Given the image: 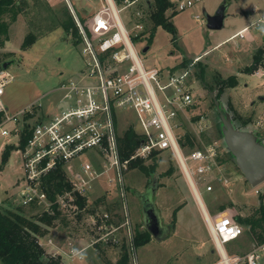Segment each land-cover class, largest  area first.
<instances>
[{"label":"rangeland","instance_id":"rangeland-1","mask_svg":"<svg viewBox=\"0 0 264 264\" xmlns=\"http://www.w3.org/2000/svg\"><path fill=\"white\" fill-rule=\"evenodd\" d=\"M43 1L48 3L50 10H42L40 15L35 14L33 1L29 0L32 8L30 5L27 6L10 24L6 46L1 49L4 53L3 60L10 61L4 69L13 76L11 82L4 87L1 97L8 113L20 112L24 106L34 102H41L47 106L52 102V98L56 101L58 92L53 90L61 79L72 75L83 64L81 46L74 44L71 35L66 34L59 25V21L62 22L66 14H69L75 23L67 1ZM71 1L81 23H85L89 18V7L82 0ZM222 1L230 2L225 25L220 30H210L206 27L203 9L211 14ZM261 1L201 0L180 12L171 8L167 10L166 15L169 16L172 11L176 12L171 22L176 29L177 42L172 43L170 33L157 27L148 51L141 52L147 36H140L142 39L137 44L140 54L149 66L162 67L174 63L179 65L183 59L188 61L189 66L194 63L191 71L195 78L194 92L197 103L195 108L199 115L189 113L188 119L183 120V131L185 135L194 137L195 147L182 146V149L186 156L196 148L207 151L211 147L214 152V173L195 179L201 198L211 216L222 212H228L234 217L249 215L260 204L259 197L264 201V182L252 187L243 179L233 155L226 147L220 117L221 113L227 115L234 127L251 130L256 139L264 144V101L260 96L264 97V85L253 76L254 70L252 73L244 72V69L251 65L256 49L264 47V31L257 27L247 30L246 35L255 34L248 45H245L246 40L238 39V34L233 35L246 24L252 21L256 23L259 18H256V12L246 19L242 9H251L257 4L260 6ZM195 14L201 15L203 22L201 18L196 19ZM260 17H264V14ZM146 27H151L148 15L145 20ZM30 32L36 33L37 38L31 45L22 49L24 37ZM231 35L233 37L229 42L213 48L215 44ZM235 41L238 44H235ZM197 57L199 60H196ZM200 68L203 69L204 80L202 77L199 78ZM230 75L236 76V85L224 88L223 92L217 95L215 86L217 78H227ZM32 118L34 116L30 119ZM243 121L246 123L242 124ZM130 125L139 130L133 113L120 112L118 119L120 135ZM16 141V138L11 137L7 140L0 138V205L5 203L12 206L21 205V210L30 215L40 212L44 207L35 203L28 206L20 204L18 194L23 184L24 171L21 161L18 160V153L12 150L5 161L2 159L5 146L15 145ZM81 156L80 159L84 161L91 159L94 154ZM151 162L152 158L145 161L146 164ZM156 162L157 166L149 176L137 168H128L123 174V196L119 198L124 200L127 215L121 211L120 225H124L123 222L128 220L131 232L136 226L144 229L136 193L145 191L149 185H155L158 191L154 193V201L163 222L170 226L169 235L165 239L158 241L149 237L148 242L136 247L133 245L131 247L133 261L136 264L213 263L216 259L213 240L177 159L172 152L164 150L156 154ZM169 168L171 171L168 173ZM111 176L115 175L112 173ZM238 177L239 180H236ZM104 181L88 195L87 199L90 202L94 203L103 194L112 196L109 184ZM206 184L212 185L211 191L205 190ZM114 189L118 190L119 186ZM255 189H258L257 192ZM66 216L69 220L66 224L64 223L66 220L55 222L56 227H52L50 233L47 232L39 238L38 243L45 249V254L55 258L59 256L62 264H114L117 261L120 250L110 242L104 241L105 238L98 239L99 232L98 237L94 238L95 233L89 232L87 220L77 222L74 215ZM122 227L125 228V225L120 226L114 234L116 238ZM126 232L125 228L121 239L124 236L127 240ZM68 235L72 236L71 239L77 247L87 246L82 252L81 259H69L64 254H58L55 245L64 246ZM257 244L243 226V234L236 241L226 243L225 248L231 254L243 253ZM260 264H264L263 261Z\"/></svg>","mask_w":264,"mask_h":264},{"label":"built area","instance_id":"built-area-1","mask_svg":"<svg viewBox=\"0 0 264 264\" xmlns=\"http://www.w3.org/2000/svg\"><path fill=\"white\" fill-rule=\"evenodd\" d=\"M66 1L77 27L83 64L73 75L61 79L55 88L58 95L52 109L42 113L43 104L34 102L20 112L8 113L1 97L13 76L6 69H0V138L17 140L15 150L24 171L18 194L20 204L35 203L48 210L52 203H56L62 209H75L77 197L87 198L102 180L109 184L111 192L121 197L123 174L128 169L129 160L149 159L154 150L173 153L198 198L195 179L214 173L215 166L211 147L207 151L193 149L186 156L180 144V138L185 137L183 120L188 119L189 113L199 115L195 108V78L191 71L194 63L173 70L147 65L134 38L143 35L146 29L149 0H82L90 9L85 23H81L72 1ZM200 1L171 0L173 10L179 12ZM200 16L195 14L194 17L203 22ZM261 25L264 26V17L244 30ZM234 35L243 37L241 33ZM253 76L264 85V61L254 70ZM120 112L134 114L137 131L142 136L140 145L129 159L124 160L118 146ZM28 114L35 118H26ZM25 128L30 134L26 145L20 148L19 138ZM89 153L94 154L91 159H80L81 155ZM58 166L63 168L71 188L57 194L51 201L41 188V178ZM112 173L115 176H111ZM117 185L118 190L114 189ZM204 187L208 192L213 188L211 184ZM122 205L121 211L127 215L124 200ZM101 216L105 222L97 225L98 239L117 242L114 234L125 225L131 244L133 232L128 220L123 222L124 225L114 226L106 223L110 219L109 213L104 212ZM205 217L218 253L214 264L261 263L264 244L254 245L242 254L226 251L225 244L243 234V225L232 214L222 212ZM74 243L67 239L64 246L55 245L58 254L81 259L87 246L77 247ZM133 262L131 252V264H136Z\"/></svg>","mask_w":264,"mask_h":264},{"label":"trees","instance_id":"trees-1","mask_svg":"<svg viewBox=\"0 0 264 264\" xmlns=\"http://www.w3.org/2000/svg\"><path fill=\"white\" fill-rule=\"evenodd\" d=\"M32 1L35 14L39 13L40 15L42 10H50L48 3L45 1ZM116 1L119 2L120 0ZM149 1L147 11L151 27H146L143 35H141L147 36L146 44H151L157 27H161L168 31L171 35V42L176 43V29L171 22V18L176 14V12L172 11L169 16L166 15L167 10L173 8L171 0ZM29 5V0H0V69L2 68V63L4 62V53L1 52V49L8 40L9 26ZM59 25L63 28L66 34L71 35L74 44H78L77 27L70 18L69 14L65 15V19L62 22L59 21ZM36 38V33H28L24 37L22 49L31 45ZM139 38L141 39L140 35L134 39L138 40ZM263 54L264 47L257 48L253 54L251 65L246 67L244 72L252 73L253 70H255L258 65L263 62ZM187 62L188 61L186 59H183L182 62L173 67L172 70L176 68L189 67ZM198 75L199 78L202 77L203 79V69L200 68V73H198ZM236 83L237 78L235 75H230L227 78H217L215 84L217 95L223 92L224 88L235 86ZM210 88L212 89V87ZM1 115L2 114L0 113V117ZM29 117H32V115L28 114L26 116V118ZM245 123L246 121L242 124ZM29 134L30 133L27 128H25V130L21 133L19 138L20 148H23L26 145ZM141 141L142 136L137 129L133 125L128 126L118 137L121 159H129L130 155L140 145ZM180 144L181 146L193 148L195 147V139L191 135L187 134L184 138H180ZM16 148V145L13 144L6 145L2 153L3 161H5L9 153ZM159 152L160 151L157 150L152 151L149 157L150 159L152 158V162L150 164H146L145 159H130L128 168H137L142 173L149 176L154 172V169L157 166L156 154ZM170 171L171 169L169 168L167 172L169 173ZM41 188L45 191L47 197L51 201H54L57 194L69 190L71 185L66 179L63 168L58 166L57 168L49 171L46 175L42 176ZM119 197L120 196L117 194L112 196L103 194L93 203L85 196H78L76 200L77 207L75 209L72 207L67 210L62 209L56 203H52L48 210L43 209L40 212L38 211L30 215L25 214V212L21 210V205L12 206L10 203L0 205V264H62L59 256L55 258L47 255V253L45 254V249H43L38 243L39 238L47 232L50 233V229L52 227H56L55 222L66 220L64 222L66 224V222L69 221L66 214L68 216L74 215L76 217H74V219H76L77 222L87 220L89 232L92 234L95 233L93 236H95L94 238H97V225H102L105 222V220L103 221L102 219V213L107 212L110 214V219L107 220L106 223L114 226L120 225L122 221L121 210L123 205L122 200ZM259 199L260 204L251 214L245 216L236 215L235 219L239 224L247 228V232L255 241H257L258 244H264V201L261 197H259ZM223 208L224 207H221V209ZM122 231H125V228H120L117 242L109 241L113 244L112 246L119 249L121 252L114 264H131L132 244L136 247L148 242L150 234L145 229H139V226H136L133 231L131 244H129L128 239L126 240L124 236H122L121 239ZM68 237V239L72 238L70 235H68ZM98 245L99 243H97L96 246Z\"/></svg>","mask_w":264,"mask_h":264},{"label":"water","instance_id":"water-1","mask_svg":"<svg viewBox=\"0 0 264 264\" xmlns=\"http://www.w3.org/2000/svg\"><path fill=\"white\" fill-rule=\"evenodd\" d=\"M227 1H222L213 13L203 9L206 27L210 30H220L224 27L227 16ZM149 45L142 48L141 52L148 51ZM10 61H4L2 68H6ZM222 132L228 151L233 155L244 179L252 187L264 182V144L256 139L251 130H242L233 126L227 115L220 114ZM155 185H149L142 193H137L141 202L142 223L152 238L157 240L166 236L169 227L162 223L160 214L153 202Z\"/></svg>","mask_w":264,"mask_h":264},{"label":"crops","instance_id":"crops-1","mask_svg":"<svg viewBox=\"0 0 264 264\" xmlns=\"http://www.w3.org/2000/svg\"><path fill=\"white\" fill-rule=\"evenodd\" d=\"M232 1V0H231ZM236 2L237 1H239V0H235ZM229 4H228V7H227V12L226 13H228V8H229V5H230V2H228ZM242 11H244V15H246V19H248L249 17H251V15L254 13V12H256V15H257V17L256 18H260V16H262L263 14H264V0H262L261 1V5L259 6L258 4L257 5H255L254 7H251V9H249V8H245V9H242ZM228 15V14H227ZM226 19H227V16H226V18H225V20H224V25H225V21H226ZM256 20V19H255ZM253 22V21H252ZM251 22V23H252ZM250 23V24H251ZM250 24H246L245 26H243V27H241L240 29H238V31L236 32V33H241V34H243V37L242 38H240L239 36H237L238 37V39L239 40H246L247 41V43L245 44V45H248V44H250L251 43V40L255 37V34L253 35V33H251L250 35H246V31L247 30H253V29H256V28H250V29H247V30H244L245 29V27L246 26H248V25H250ZM258 29H260L261 31H264V26H259L258 27ZM9 33V32H8ZM236 33H234V34H236ZM147 34V33H146ZM233 34V35H234ZM143 37V36H142ZM142 37H141V39H142ZM232 35L231 36H229V37H227V38H225L224 40H222L221 42H218L217 44H215L214 45V47L213 48H216V47H219L220 45H222V44H224L225 42H229V40H231L232 39ZM141 39H138V40H136L137 41V44H139V41H141ZM235 44H238V42L237 41H235ZM147 44H144V46H146ZM6 46V42H5V45H4V47ZM143 46V47H144ZM142 47V48H143ZM149 47H150V45H149ZM213 48H211V49H213ZM142 50V49H141ZM172 54V53H171ZM198 56V55H197ZM196 57V56H195ZM264 61V60H263ZM148 65V64H147ZM176 66V64L174 63V64H172V65H169V66H162V68H168V69H171V68H173V67H175ZM82 67V66H81ZM80 67V68H81ZM161 67V66H160ZM79 68V69H80ZM78 69V70H79ZM77 70V71H78ZM77 71H75V72H77ZM74 72V73H75ZM73 73V74H74ZM72 74V75H73ZM71 76V75H70ZM53 91H55V89L53 90ZM53 91H51V92H53ZM260 96H262V95H260ZM259 96V97H260ZM56 98H57V96L55 97V100H56ZM263 99V101H264V97H262ZM52 100V102L51 103H49V104H47V106H45V105H43L42 106V110H41V112L42 113H46V112H48V111H50L51 109H52V107L54 106V104H55V101L53 100V98L51 99ZM50 100V101H51ZM54 101V102H53ZM25 107V106H24ZM17 111H19V110H17ZM41 114V113H40ZM39 114V115H40ZM34 118H35V116H34ZM242 176V175H241ZM241 178V177H240ZM242 179V178H241ZM244 179V178H243ZM236 180H239V177L236 179ZM245 180V179H244ZM103 181L104 180H102V181H100V185H101V183H103ZM246 181V180H245ZM104 183H105V181H104ZM187 184H188V186L191 188V186L189 185V183H188V181H187ZM99 186V185H98ZM97 186V187H98ZM158 189V187H156V189H155V191ZM191 190L193 191V189L191 188ZM256 190H258V189H255L254 191L255 192H257ZM155 191H154V193H155ZM158 191V190H157ZM144 192V191H143ZM196 192H197V195H198V198L196 197V195H195V193H194V191H193V193H194V196H195V201H196V203L198 204V207H199V209L201 210V213H202V216H203V219H204V222H205V224H206V226H207V229H208V232H209V234H210V230H209V227H208V224H207V221H206V214L208 215V216H211L210 215V213H209V211H208V208H207V206H206V204H204V202H203V200H202V198H201V194H200V191H199V189L197 188V190H196ZM114 192H111V195H114L113 194ZM138 193H142V192H138ZM154 193H153V202H154V204H155V206H156V208H157V210H158V212H159V214H160V211H159V209H158V207H157V204H156V202L154 201ZM136 196H137V198H138V200H139V203H140V212H141V202H140V199H139V197H138V195H137V193H136ZM204 207V208H203ZM244 209H246L245 207H244ZM206 212H205V211ZM160 218H161V220H162V217H161V215H160ZM141 220H142V215H141ZM162 223L164 224V225H166V226H168L169 227V229H170V226L168 225V224H165L164 222H163V220H162ZM142 226H143V223H142ZM143 228H144V226H143ZM145 229V228H144ZM146 230V229H145ZM148 232V231H147ZM149 233V232H148ZM150 234V233H149ZM169 235V231H168V233L166 234V236L165 237H163L162 239H159L158 241H161V240H163V239H165L167 236ZM210 236H211V234H210ZM150 237H151V235H150ZM152 238V237H151ZM152 239H154V240H157V239H155V238H152ZM236 241V240H235ZM214 243V242H213ZM214 247H215V245H214ZM226 249V248H225ZM215 251H216V259L218 258V253H217V250H216V247H215ZM226 251H227V249H226ZM228 252V251H227ZM247 252V251H246ZM229 253V252H228ZM243 253H245V252H243ZM229 254H231V253H229ZM232 254H237V253H232ZM238 254H242V253H238ZM216 259L213 261V263H211V264H214L215 263V261H216ZM263 263H264V257H263Z\"/></svg>","mask_w":264,"mask_h":264},{"label":"bare ground","instance_id":"bare-ground-1","mask_svg":"<svg viewBox=\"0 0 264 264\" xmlns=\"http://www.w3.org/2000/svg\"><path fill=\"white\" fill-rule=\"evenodd\" d=\"M204 208V207H203ZM205 211V210H204ZM206 212V211H205ZM207 215V214H206ZM208 216V215H207Z\"/></svg>","mask_w":264,"mask_h":264}]
</instances>
